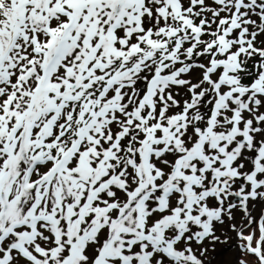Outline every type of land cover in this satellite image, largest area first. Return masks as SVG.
<instances>
[{
    "label": "rangeland",
    "instance_id": "obj_1",
    "mask_svg": "<svg viewBox=\"0 0 264 264\" xmlns=\"http://www.w3.org/2000/svg\"><path fill=\"white\" fill-rule=\"evenodd\" d=\"M33 2L0 0V78L38 75L1 97L0 264H264V0H45L41 38Z\"/></svg>",
    "mask_w": 264,
    "mask_h": 264
},
{
    "label": "bare ground",
    "instance_id": "obj_2",
    "mask_svg": "<svg viewBox=\"0 0 264 264\" xmlns=\"http://www.w3.org/2000/svg\"><path fill=\"white\" fill-rule=\"evenodd\" d=\"M33 1H34L33 4L28 7V10H29L28 15H29V19H30L29 25H30L31 33L32 34H36V36L39 35V38H41V37H44V35L42 33V27L44 26L43 24L46 22L47 15L50 16V20H51V22L53 24L57 23L58 15H57V13L55 12L54 9H50L49 12H45V16L44 17H41V7L45 8V6H44L45 5V0H33ZM42 18H44L45 21ZM4 31H5L4 27L3 26L0 27V35H1V37L2 36L3 37L4 36L7 37L5 35V33H4ZM0 42H1L0 46H2V40ZM23 47H25V46H23ZM34 60H35L36 66H37V60L36 59H34ZM4 67L7 68V76H8V78L6 76L4 77V79L0 78V103L2 101L1 97H2V95H4V92L10 91V90L18 91L20 89L24 90V88L25 89L27 88V90H28V86L32 84V82H31L32 79H34L36 81L38 80V75L36 73L32 74L30 76V78L27 79V80H25L23 77H21V74H20L21 67L12 66L10 68L9 67V63H7V65L4 66ZM61 67H62V65H58L57 66V70H59L58 72L56 71L57 74H59V73L60 74H64V72L66 73L67 70L64 69V68H61ZM2 76H4V75H2ZM19 81H21L23 84L21 85L19 83ZM21 92L22 91L18 92L19 93L18 100H19L20 105L22 106L23 105V103H22L23 101L22 100L24 98V95H20ZM1 132H0V138L2 137V133ZM9 164L10 163H9V159H8L7 165L9 166ZM34 196H35V193L33 191H31L30 194H29V197L25 198V196L23 195L22 196V200L25 203L28 202V201L30 203H32L34 201ZM254 212H255L254 209H252L249 212V214H248V218L249 219H253ZM48 227H49L48 225H42L38 229L41 232L40 237H41V241L42 242H40V246L42 244H44L47 240H49V232H50V230H49ZM195 243H196L195 240L189 242L190 245L195 244ZM152 249H153V247L151 245L147 246V245L143 244L141 246V250L145 254L146 257L150 256V253L152 252ZM151 256H150V258H152V260L155 259L157 262L161 261L163 264H170L169 261H167L165 258H163L162 253H160V252H156V253H154ZM234 258H235V255L233 254V251H232L231 253H227L224 256L220 257L219 260H218V264H235L234 263ZM23 259L27 260L31 264H34V261L31 258L27 257V256H23ZM235 260H236V258H235ZM79 263H80V261L77 260L76 264H79ZM16 264H27V263H24V261H21V262L19 261V263H16Z\"/></svg>",
    "mask_w": 264,
    "mask_h": 264
}]
</instances>
